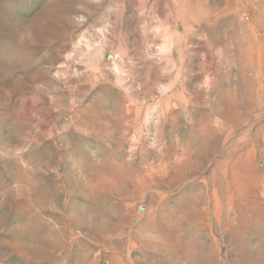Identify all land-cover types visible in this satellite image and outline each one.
I'll return each instance as SVG.
<instances>
[{"label":"rangeland","instance_id":"obj_1","mask_svg":"<svg viewBox=\"0 0 264 264\" xmlns=\"http://www.w3.org/2000/svg\"><path fill=\"white\" fill-rule=\"evenodd\" d=\"M0 264H264V0H0Z\"/></svg>","mask_w":264,"mask_h":264}]
</instances>
